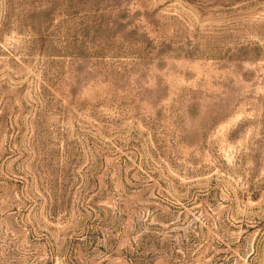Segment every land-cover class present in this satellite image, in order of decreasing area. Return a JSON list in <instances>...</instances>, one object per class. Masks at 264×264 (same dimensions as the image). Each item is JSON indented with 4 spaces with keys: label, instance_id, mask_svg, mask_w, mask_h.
<instances>
[{
    "label": "rangeland",
    "instance_id": "374dc122",
    "mask_svg": "<svg viewBox=\"0 0 264 264\" xmlns=\"http://www.w3.org/2000/svg\"><path fill=\"white\" fill-rule=\"evenodd\" d=\"M0 264H264V0H0Z\"/></svg>",
    "mask_w": 264,
    "mask_h": 264
}]
</instances>
